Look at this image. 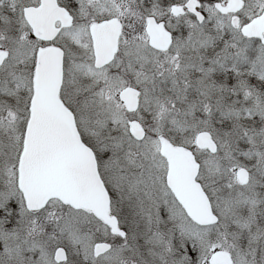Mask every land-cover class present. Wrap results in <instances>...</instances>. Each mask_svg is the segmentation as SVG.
Masks as SVG:
<instances>
[{"label":"snow or ice","instance_id":"obj_1","mask_svg":"<svg viewBox=\"0 0 264 264\" xmlns=\"http://www.w3.org/2000/svg\"><path fill=\"white\" fill-rule=\"evenodd\" d=\"M0 264H264V0H0Z\"/></svg>","mask_w":264,"mask_h":264}]
</instances>
